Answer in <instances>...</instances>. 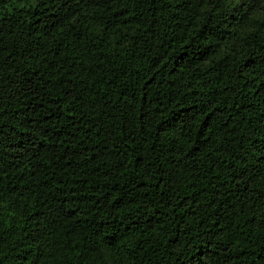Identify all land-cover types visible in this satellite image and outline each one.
Instances as JSON below:
<instances>
[{"label": "trees", "instance_id": "trees-1", "mask_svg": "<svg viewBox=\"0 0 264 264\" xmlns=\"http://www.w3.org/2000/svg\"><path fill=\"white\" fill-rule=\"evenodd\" d=\"M0 264H264V0H0Z\"/></svg>", "mask_w": 264, "mask_h": 264}]
</instances>
